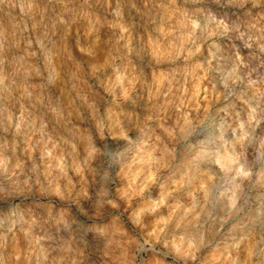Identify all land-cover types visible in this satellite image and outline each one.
I'll return each instance as SVG.
<instances>
[{
    "label": "rangeland",
    "instance_id": "1",
    "mask_svg": "<svg viewBox=\"0 0 264 264\" xmlns=\"http://www.w3.org/2000/svg\"><path fill=\"white\" fill-rule=\"evenodd\" d=\"M0 264H264V0H0Z\"/></svg>",
    "mask_w": 264,
    "mask_h": 264
}]
</instances>
